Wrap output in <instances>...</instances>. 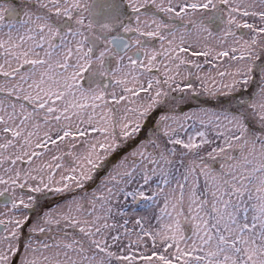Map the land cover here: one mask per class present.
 Masks as SVG:
<instances>
[{
	"label": "snow or ice",
	"instance_id": "obj_1",
	"mask_svg": "<svg viewBox=\"0 0 264 264\" xmlns=\"http://www.w3.org/2000/svg\"><path fill=\"white\" fill-rule=\"evenodd\" d=\"M0 264H264V0H0Z\"/></svg>",
	"mask_w": 264,
	"mask_h": 264
},
{
	"label": "rangeland",
	"instance_id": "obj_2",
	"mask_svg": "<svg viewBox=\"0 0 264 264\" xmlns=\"http://www.w3.org/2000/svg\"><path fill=\"white\" fill-rule=\"evenodd\" d=\"M206 108L209 110H212L216 107V105L214 104V102L208 100L206 97L201 96L199 98H197L196 100L190 101L186 104H183L180 106V110H182L184 113H190L193 111H197L200 108ZM189 124H191L192 122L189 121ZM197 128H199V125H196ZM189 131H193V129H189ZM186 139V136L184 137ZM209 150L208 146L204 147V153H206ZM192 157H185V163H187V161L189 159H191ZM89 190H92V186H89ZM62 202V201H61ZM56 202L50 201V206H49V210L55 209L56 208Z\"/></svg>",
	"mask_w": 264,
	"mask_h": 264
},
{
	"label": "flooded vegetation",
	"instance_id": "obj_3",
	"mask_svg": "<svg viewBox=\"0 0 264 264\" xmlns=\"http://www.w3.org/2000/svg\"><path fill=\"white\" fill-rule=\"evenodd\" d=\"M204 108V107H203Z\"/></svg>",
	"mask_w": 264,
	"mask_h": 264
}]
</instances>
